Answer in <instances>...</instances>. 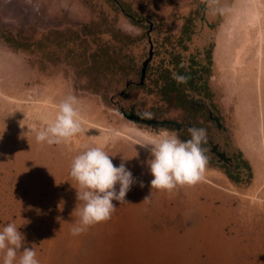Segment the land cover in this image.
<instances>
[{
    "label": "rangeland",
    "instance_id": "rangeland-1",
    "mask_svg": "<svg viewBox=\"0 0 264 264\" xmlns=\"http://www.w3.org/2000/svg\"><path fill=\"white\" fill-rule=\"evenodd\" d=\"M92 23L97 32L110 28L131 38L132 66L147 58L151 40L144 84L136 74L123 76L124 69L101 76L85 68L90 59L73 57L70 39L90 40L81 26ZM18 31L53 41L22 51L1 35ZM178 56L185 70L206 69L211 98L192 91L188 99L196 106L206 101L205 111L215 106L219 123L208 119L207 127L217 142L222 135L220 149L242 152L249 183L206 166L195 185L151 188L150 152L137 143L165 131L180 136L195 121L173 104L174 91L165 97L159 88V73H174ZM69 94L78 98L88 130L66 143L37 142L30 129L54 117ZM131 110L182 129L131 120L124 115ZM4 124L0 226L29 221L19 230L40 264H264V0H0V130ZM84 144H104L117 166L128 158L135 182L128 203L113 201L111 219L74 236L80 202L69 171Z\"/></svg>",
    "mask_w": 264,
    "mask_h": 264
},
{
    "label": "clouds",
    "instance_id": "clouds-1",
    "mask_svg": "<svg viewBox=\"0 0 264 264\" xmlns=\"http://www.w3.org/2000/svg\"><path fill=\"white\" fill-rule=\"evenodd\" d=\"M174 79L186 83L184 76L174 75ZM78 103L75 95L63 98L56 105L54 117L45 118L42 127L30 129L36 141L60 144L85 134L88 129L84 127L85 118ZM142 115L153 118L150 112ZM5 127L4 124L0 137ZM187 131L190 134L187 140H181L176 132L165 131L137 143L150 152L147 164L153 177L151 188L172 191L178 186H192L203 180L208 164L207 150L203 147L207 143V130L190 127ZM113 156L105 150L104 144H84L73 157L69 175L76 182V201L80 203L76 208L79 219L71 228L72 235H80L89 227L111 219L117 209L113 201L127 202L125 196L135 178L125 165L128 158H122L117 166L113 164ZM140 186L143 187L142 182ZM148 198L146 196L144 200ZM28 222L19 225L8 222L0 226V264H40L37 250L28 246L25 234L19 230Z\"/></svg>",
    "mask_w": 264,
    "mask_h": 264
},
{
    "label": "trees",
    "instance_id": "trees-1",
    "mask_svg": "<svg viewBox=\"0 0 264 264\" xmlns=\"http://www.w3.org/2000/svg\"><path fill=\"white\" fill-rule=\"evenodd\" d=\"M81 27L84 31V35H90L91 38L90 40L85 39L82 43H76L75 38L70 39V42L72 43L70 51L73 53V57H79V55H82L84 58L91 60V62L85 66L87 70H96L97 74L105 76L109 75L112 70L123 71L124 69L125 72H123V76L136 74V80H139L138 84H144L150 65L149 63L147 64L144 80L142 83H140L142 63L145 59L138 66H135L134 64L132 66L129 64L134 60V56L130 52L126 51L130 47L129 45L133 44L129 36L119 34L117 32H111L110 28H106L97 32L94 30L96 29L94 23L83 24ZM1 35L8 42V44L22 51H32L35 49L38 50L46 45H44L45 40L47 41L48 45L53 41L48 36H43V39L36 37L34 38L32 36L24 35L19 31L16 33L5 32ZM104 35H108L109 38L105 39ZM68 54L69 51L67 52V55ZM179 61V56L174 61H172L175 66L174 73H172L171 69L169 68H166L165 71L159 73V77L161 79V86L159 88L162 92V95L166 97V95L170 93V90L174 91V99L176 100H174L175 102L173 104L188 110L195 120L194 123L189 122L190 127H203L207 130V143L203 145V147L207 150V166L219 168L232 182L236 184L240 182L249 183L252 170L248 164V161L242 156V152L237 149H220L218 142L221 140L220 138H223L221 137L222 135L219 136L220 138L218 137L219 141L217 142L213 134L209 131L210 128L207 127L206 123H208V119L214 124L219 123L220 118L218 117L215 106L211 105L212 111L210 109L206 110L209 113V115H206V108L204 107L206 106V101H204V104L200 101L199 105L196 106L194 105V103H196L195 99H188L189 93L191 94L192 91H195V93L201 96L202 99L211 98V91L207 87L206 80L203 78L204 75H207L206 69L204 68L203 71L202 69L199 71L198 69L193 68L185 70L184 66H182ZM174 75L186 77V83H178L176 79H174ZM134 82L135 81H128L126 82L128 83L126 86L129 84V86H132ZM124 88L125 87L120 88L122 89L120 95L126 92L123 90ZM165 97H163V99H166ZM167 100L170 102V99ZM211 113H215L216 116L212 117ZM125 114H133L138 118L135 121L148 123L152 126L161 125L171 131H181L182 129L181 125L175 120H157L158 115H154L152 119H147L144 118L142 115L143 113H135L133 110ZM198 118H201L202 121L198 120ZM184 131V134L179 136L181 140H187L190 138V134L188 133L187 129ZM219 143L222 144L225 142L223 141Z\"/></svg>",
    "mask_w": 264,
    "mask_h": 264
},
{
    "label": "water",
    "instance_id": "water-1",
    "mask_svg": "<svg viewBox=\"0 0 264 264\" xmlns=\"http://www.w3.org/2000/svg\"><path fill=\"white\" fill-rule=\"evenodd\" d=\"M152 30V23H149V28H148V33ZM149 43H150V47H149V50H148V56L147 58L143 61L142 63V68H141V81L140 83L143 82L144 80V77H145V69H146V66L147 64L151 61L152 57H153V54H154V51H153V48H152V43H151V40L149 39ZM127 118L131 119V120H137L138 118L136 116H134L133 114H124Z\"/></svg>",
    "mask_w": 264,
    "mask_h": 264
},
{
    "label": "bare ground",
    "instance_id": "bare-ground-1",
    "mask_svg": "<svg viewBox=\"0 0 264 264\" xmlns=\"http://www.w3.org/2000/svg\"><path fill=\"white\" fill-rule=\"evenodd\" d=\"M88 129V128H87Z\"/></svg>",
    "mask_w": 264,
    "mask_h": 264
}]
</instances>
